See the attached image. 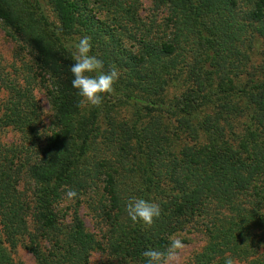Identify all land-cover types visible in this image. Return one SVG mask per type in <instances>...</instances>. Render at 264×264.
Segmentation results:
<instances>
[{"label": "trees", "instance_id": "obj_1", "mask_svg": "<svg viewBox=\"0 0 264 264\" xmlns=\"http://www.w3.org/2000/svg\"><path fill=\"white\" fill-rule=\"evenodd\" d=\"M153 2L164 17L146 24L137 0H0V25L32 50L52 110L39 133L31 88L0 71L10 93L0 128H17L34 149L10 173L0 145V264H17L19 244L38 264H92L94 251L106 255L99 264H146V249L163 251L196 225L206 242L188 264H264V0ZM127 24L138 35L121 39ZM83 36L105 71L120 72L99 107L78 108L71 86V46ZM17 176L30 181V201ZM68 189L103 201L100 238L78 217L64 226L57 205ZM133 197L160 204L150 227L127 216Z\"/></svg>", "mask_w": 264, "mask_h": 264}, {"label": "rangeland", "instance_id": "obj_2", "mask_svg": "<svg viewBox=\"0 0 264 264\" xmlns=\"http://www.w3.org/2000/svg\"><path fill=\"white\" fill-rule=\"evenodd\" d=\"M101 0H99V3ZM97 1L89 4L92 7V12L101 19H106V11L101 6H96ZM137 15L140 20L146 24L149 22H160L164 17V10L157 7L153 0H137ZM135 24H127L125 27L117 28L116 33L121 39H127L129 33L138 35ZM127 46L130 42H126ZM133 49V48H132ZM255 64L257 59L254 60ZM252 65V64H251ZM0 71L8 82L17 84L19 86L28 85L31 88L32 94L39 106V133L44 129H49L52 110L47 99L46 81L43 73L38 69L32 50L24 46L22 43L11 39L4 28L0 25ZM9 89L2 87L0 89V105L9 97ZM234 123V131L238 132L240 122L232 119ZM45 133V132H44ZM227 136L232 142H235V137L227 131ZM0 145L6 148L9 158L13 159V166L11 165L10 173L17 171L16 160L20 161L21 171L25 168L24 162L28 160L33 146L28 139L13 126H6L0 128ZM6 151V152H7ZM22 176V175H21ZM17 176L16 187L18 191L23 194L22 197L26 201H30L31 183L25 177ZM99 196L95 193L87 191L79 196L77 199L69 200L66 196V191L62 194L58 202L57 210L60 219L64 226L72 224L75 217L80 218L85 225L88 232L92 233L97 239L100 238L106 230V222L103 217L101 203ZM28 212V221H30V211ZM30 224V222H29ZM31 227V225H30ZM176 237L182 240L184 248L179 250L178 259L174 264H188L193 258V255L198 252L205 244L206 237L202 226L196 225L183 232L175 234ZM102 241V240H101ZM17 264H38L33 255L19 244L11 252ZM106 255L104 253L92 252L90 255V262L92 264H99L103 262ZM229 257V256H228ZM236 261V264H249V260L231 257Z\"/></svg>", "mask_w": 264, "mask_h": 264}, {"label": "clouds", "instance_id": "obj_3", "mask_svg": "<svg viewBox=\"0 0 264 264\" xmlns=\"http://www.w3.org/2000/svg\"><path fill=\"white\" fill-rule=\"evenodd\" d=\"M71 47L74 48L72 52L74 62L69 69L73 76L71 86L78 91L81 97L77 107H99L103 102V96L114 91V85L120 77V72L115 67L105 71L104 62L90 54L92 50L90 37L79 38ZM77 195L75 190L66 191L69 200L76 198ZM125 210L133 223L142 222L149 227L162 213L159 203L136 197L128 200ZM183 248L182 240L173 235L169 238V244L165 250L148 248L142 255L146 259V264H174L178 259L179 250ZM225 264H236V261L231 257H226Z\"/></svg>", "mask_w": 264, "mask_h": 264}]
</instances>
